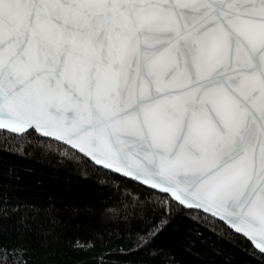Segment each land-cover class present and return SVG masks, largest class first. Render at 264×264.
<instances>
[{"label":"snow or ice","instance_id":"obj_1","mask_svg":"<svg viewBox=\"0 0 264 264\" xmlns=\"http://www.w3.org/2000/svg\"><path fill=\"white\" fill-rule=\"evenodd\" d=\"M24 143L149 186L130 250L179 210L264 264V0H0V146Z\"/></svg>","mask_w":264,"mask_h":264},{"label":"trees","instance_id":"obj_2","mask_svg":"<svg viewBox=\"0 0 264 264\" xmlns=\"http://www.w3.org/2000/svg\"><path fill=\"white\" fill-rule=\"evenodd\" d=\"M146 188L36 143L0 146V243L23 246L27 264H260L179 210L151 244L130 250Z\"/></svg>","mask_w":264,"mask_h":264},{"label":"water","instance_id":"obj_3","mask_svg":"<svg viewBox=\"0 0 264 264\" xmlns=\"http://www.w3.org/2000/svg\"><path fill=\"white\" fill-rule=\"evenodd\" d=\"M90 159V158H89ZM94 164H95V162H93ZM98 167H101V168H103V169H105V170H107V171H110V172H113V173H115V174H118V175H120V176H122V177H124V178H127V179H129V180H131V181H134V182H137V183H139V184H141V185H143L142 184V182H140V181H136L135 180V178H133V177H128V176H126L124 173H119V172H117L116 170H114V169H107V168H105L104 166H102V165H97ZM143 186H145V187H149V186H147V185H143Z\"/></svg>","mask_w":264,"mask_h":264}]
</instances>
